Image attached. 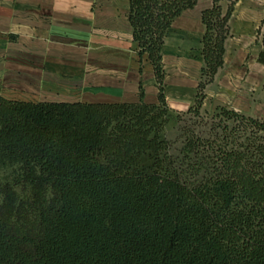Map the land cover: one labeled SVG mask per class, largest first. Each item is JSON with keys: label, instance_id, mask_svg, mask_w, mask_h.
I'll return each mask as SVG.
<instances>
[{"label": "trees", "instance_id": "16d2710c", "mask_svg": "<svg viewBox=\"0 0 264 264\" xmlns=\"http://www.w3.org/2000/svg\"><path fill=\"white\" fill-rule=\"evenodd\" d=\"M198 0H130L158 101H32L0 93V264H264V117L217 106L175 152L164 44ZM202 12L194 104L224 65L229 20ZM264 63V48L259 53ZM222 129L220 132L219 130Z\"/></svg>", "mask_w": 264, "mask_h": 264}, {"label": "crops", "instance_id": "0c3cea01", "mask_svg": "<svg viewBox=\"0 0 264 264\" xmlns=\"http://www.w3.org/2000/svg\"><path fill=\"white\" fill-rule=\"evenodd\" d=\"M219 2L224 11L234 8L224 65L207 98L262 118L264 0ZM213 3L198 0L168 30L164 62L177 68L167 98L175 109L194 101L204 64L202 12ZM129 11L130 0H0V93L32 101H138L145 58L137 53ZM144 86L145 100L158 101L156 80Z\"/></svg>", "mask_w": 264, "mask_h": 264}, {"label": "rangeland", "instance_id": "374dc122", "mask_svg": "<svg viewBox=\"0 0 264 264\" xmlns=\"http://www.w3.org/2000/svg\"><path fill=\"white\" fill-rule=\"evenodd\" d=\"M144 58H145L144 62L143 63L141 62L140 64L141 65L140 70L143 73V77H144L142 81L144 80L146 82L149 80V78H154L157 84L154 67L152 63L146 57ZM189 67L191 69H194L193 66H189ZM176 68L177 66L174 63H171V62L167 63V67H166L167 69V76H166L167 94H168V81L171 78L175 77ZM189 73L191 74V72ZM200 75H201V72H200ZM211 83H209L205 89L206 97L204 99V104L200 109L201 114H196L195 112H188L189 108L194 104V101H195V98H194V101L191 103V105L187 109L180 110L181 113H177L174 115V118L169 126L168 136L171 139H173L175 152L179 151L182 148L185 142V134H186L185 130L187 128L188 129L196 128L197 131H203L204 134L207 136L211 134L212 126H214V122H216L218 118L216 114L218 113L217 106H219L218 104H216L214 100L207 98L208 88H210L209 86ZM176 110H179V109H176ZM219 131L221 132L222 129H220Z\"/></svg>", "mask_w": 264, "mask_h": 264}]
</instances>
